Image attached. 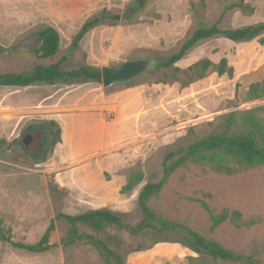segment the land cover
I'll return each mask as SVG.
<instances>
[{"label": "rangeland", "instance_id": "1", "mask_svg": "<svg viewBox=\"0 0 264 264\" xmlns=\"http://www.w3.org/2000/svg\"><path fill=\"white\" fill-rule=\"evenodd\" d=\"M104 11L119 20H103L73 48L82 26ZM126 11L133 15L122 21ZM216 23L223 29L264 23V0H152L144 8L138 0H0V45L17 46L0 55V74L27 73L59 60L66 71L142 58L164 62L201 25ZM46 25L59 32L60 50L38 59L34 33ZM260 38L202 42L174 67H158L110 88L102 82L69 85L63 92L48 85L0 87V140L5 141L0 145V217L10 239L5 242L0 234V264H106L86 240L66 245L72 226L58 216L109 210L126 214V224L135 227L143 219L139 195L147 184L162 181L170 152L222 133L231 114V134L244 129L249 113L264 123V97L248 98L252 85H264ZM222 59L233 67L232 77L212 69L199 77L193 68L202 60L218 65ZM55 115L62 141L53 146L58 128L48 124ZM28 135L33 142L26 146ZM228 164L235 173L189 162L147 205L158 216L264 264V165ZM130 180H136L134 189L124 191ZM224 211L241 217L212 229L211 215ZM51 225L49 251L32 253L12 245L38 243ZM78 229L109 242L126 264H237L200 256L172 241L156 244L157 233L132 238L115 227ZM137 247L145 250L133 252Z\"/></svg>", "mask_w": 264, "mask_h": 264}, {"label": "trees", "instance_id": "2", "mask_svg": "<svg viewBox=\"0 0 264 264\" xmlns=\"http://www.w3.org/2000/svg\"><path fill=\"white\" fill-rule=\"evenodd\" d=\"M152 0H138L140 7L144 8L147 3ZM241 7L234 5L233 8ZM112 19L119 20V17H106L105 11L101 16L95 17L87 21L81 28L80 32L72 42L73 48H78L81 41L94 28L99 26L103 20ZM264 35V23L250 25L239 29H223L219 23L213 25H201L192 36L185 41L180 49L169 56L164 62H161L160 68L170 69L177 63L184 60L191 54L200 43L213 39H226L235 43H245L256 40ZM34 36L40 43L34 53L38 59H48L57 55L60 50L61 37L59 32L52 26H44L34 33ZM260 43L264 45V38H260ZM17 46L6 48L0 45V55H4L11 51H16ZM62 62L51 65L49 67L37 66L27 73H12L0 74V87H30L34 85H77L86 83H101V69L84 66L75 71H66L62 69ZM199 77L205 75L209 70H214L219 76L234 75L233 67L229 66L227 59H222L218 65H213L210 60H202L196 63L193 67ZM264 97V85L254 84L248 92L249 99H257ZM234 122V114H231L226 130L219 134H212L207 138L196 141L188 147L170 152L163 163L164 177L161 182L147 184L139 195L138 207L143 215L142 221L135 227L126 224V214L114 213L109 210L91 211L80 215L61 214L59 219L67 221L72 226V237L66 240L65 244L70 246L77 242L87 241L91 243L101 254L106 264H126L124 255L110 247L109 242L100 240L92 236L80 234L78 226H91L97 230H102L104 227H115L121 230H126L132 238H136L145 233H157L160 236L156 239V244L160 242L179 243L185 248L200 256H209L215 261H226L237 264H260L251 257L236 254L222 245L208 240L199 233L195 232L188 226L180 223L172 222L164 219L153 212L147 205L152 196L159 193L166 181L179 168L185 166L189 162L202 165H210L213 170L218 173L231 175L235 173L228 162H237L247 168H252L258 165H264V123L257 120L251 113L244 120V129L241 132L230 133L231 126ZM50 126L58 128L55 132L57 139L53 146L59 144L61 140L60 125L51 120ZM5 141L0 140V145ZM136 180L130 182L124 187V191H132L135 187ZM206 207V205L204 204ZM240 212L224 211L220 215H211L212 229L219 227L228 220H239ZM2 220L0 217V234L2 240L10 242L2 229ZM54 225H51L43 238L36 244L25 245L13 243L12 245L18 249L26 250L32 253H45L52 247L50 244L51 232ZM172 233L178 235L179 238L169 240L162 234ZM145 250L143 247H137L133 252ZM194 258H190L193 261ZM192 264V263H190Z\"/></svg>", "mask_w": 264, "mask_h": 264}, {"label": "water", "instance_id": "3", "mask_svg": "<svg viewBox=\"0 0 264 264\" xmlns=\"http://www.w3.org/2000/svg\"><path fill=\"white\" fill-rule=\"evenodd\" d=\"M133 15V11H126L121 20L127 21ZM161 62L154 58H142L126 61L122 64L104 66L101 68L102 84L104 88H110L120 84H128L137 80L146 73L160 67ZM33 139L28 135L24 144L29 146Z\"/></svg>", "mask_w": 264, "mask_h": 264}, {"label": "crops", "instance_id": "4", "mask_svg": "<svg viewBox=\"0 0 264 264\" xmlns=\"http://www.w3.org/2000/svg\"><path fill=\"white\" fill-rule=\"evenodd\" d=\"M61 60H59L58 62H60ZM57 62V63H58ZM56 63V64H57ZM30 87H35V88H37V87H41V86H30ZM45 87V86H44ZM46 87H48V88H50V89H55V91H57V90H59L60 92H63V91H65V89H67V88H72L73 86H69V85H66V84H57V85H48V86H46ZM58 116L59 115H55V116H51L50 117V119H52V120H54V121H56L57 123H59L58 122ZM63 147V149H64V147H65V144L62 146Z\"/></svg>", "mask_w": 264, "mask_h": 264}, {"label": "bare ground", "instance_id": "5", "mask_svg": "<svg viewBox=\"0 0 264 264\" xmlns=\"http://www.w3.org/2000/svg\"><path fill=\"white\" fill-rule=\"evenodd\" d=\"M1 25V24H0Z\"/></svg>", "mask_w": 264, "mask_h": 264}]
</instances>
